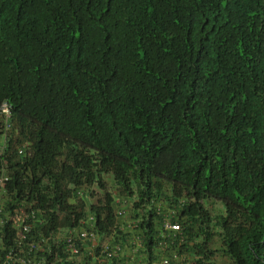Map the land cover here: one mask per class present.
Segmentation results:
<instances>
[{
    "label": "trees",
    "instance_id": "trees-1",
    "mask_svg": "<svg viewBox=\"0 0 264 264\" xmlns=\"http://www.w3.org/2000/svg\"><path fill=\"white\" fill-rule=\"evenodd\" d=\"M3 102L9 194L64 205L102 158L141 197L196 198L198 264H217L215 237L231 264H264V0H0Z\"/></svg>",
    "mask_w": 264,
    "mask_h": 264
},
{
    "label": "clouds",
    "instance_id": "clouds-1",
    "mask_svg": "<svg viewBox=\"0 0 264 264\" xmlns=\"http://www.w3.org/2000/svg\"><path fill=\"white\" fill-rule=\"evenodd\" d=\"M12 116L11 106L9 103L3 102L0 105L1 125L3 124L0 136V164L3 166L7 163L6 150L8 149L7 145L10 138L9 132L12 129ZM26 150L27 144L20 147L18 154L23 156ZM95 165L91 169L94 174L92 181L84 180L83 183L79 184L69 182L60 187L62 190L58 198L62 199L63 193H68L67 201L64 205L59 201L40 200L39 194H35L33 198H28L24 193L18 195L17 192H10L9 194L8 186L12 177L2 166L3 169L1 170L0 168V180L3 181V186H0L4 188L5 192V210L14 215V212L25 210L34 204V209L44 211V222L35 230L39 229L46 232L51 229L76 227V229L81 231L93 232L96 236L97 251L99 253L105 248L115 249L117 246L125 248L128 240H132L134 236H139L144 242L141 249L142 257L137 258L134 264H151V261H149L150 255L145 250L150 236L153 239L152 256L155 260L162 255L161 252L156 251L157 240H170L173 243V251L176 255L180 258L186 257L194 264H198V260L202 259L199 249L205 250L204 236L201 235L199 238V244L202 246L200 245V248H196L198 244L195 234L193 236L195 230L192 225L189 229L187 214H185V210L191 208L194 204V211L196 210L198 206L196 198L178 197L168 186L157 197H141L137 189L129 190L121 185L113 171L107 170L102 158ZM44 188H47V186L42 187V189ZM49 189L50 192L46 195V198L53 200L56 196L53 189L56 188L50 187ZM108 197H110L109 203L107 201ZM200 203L203 204L202 208L207 213L204 221L207 227L214 232L216 226L215 218L224 213V206L219 201L210 199L204 200V202L202 200ZM108 205L112 208V216H114V224L111 228L106 222L105 213L102 214L101 218L98 217L99 209ZM218 206L220 207L219 210H217ZM119 210L125 211V217L118 216L117 212ZM66 218H70L71 223L68 225L65 224ZM164 219H169L171 224L176 225L178 229L166 230L163 225ZM150 222L153 224L152 235L149 234L147 227ZM200 224H203V222ZM8 228L9 226H7L6 230ZM12 233L16 235L17 231L14 230ZM217 239L220 242V246L216 249L213 244ZM133 247V245H130L128 250ZM208 248L215 253V263H217V258L221 256L226 263L229 262L231 264V260L224 252V245L219 237H215L210 241ZM117 260V258H113L110 264H118ZM172 264H175V262L172 261Z\"/></svg>",
    "mask_w": 264,
    "mask_h": 264
},
{
    "label": "built area",
    "instance_id": "built-area-1",
    "mask_svg": "<svg viewBox=\"0 0 264 264\" xmlns=\"http://www.w3.org/2000/svg\"><path fill=\"white\" fill-rule=\"evenodd\" d=\"M0 185L3 186L1 180ZM1 186L0 264H110L113 258L118 259V264H134L137 258L142 257L141 249L144 242L139 236L128 240L125 248L122 246L115 249L105 248L99 253L93 232L81 231L76 227L51 229L46 232L35 230L44 222V211L34 209L33 204L12 215L5 210V192ZM117 214L125 217L123 210H119ZM163 225L166 230L178 229L169 219H164ZM14 230L17 231L16 235L12 233ZM130 245L134 247L128 250ZM155 246L156 251L162 255L152 264H172V261L175 264H194L186 257L180 258L176 255L170 240H157Z\"/></svg>",
    "mask_w": 264,
    "mask_h": 264
},
{
    "label": "rangeland",
    "instance_id": "rangeland-1",
    "mask_svg": "<svg viewBox=\"0 0 264 264\" xmlns=\"http://www.w3.org/2000/svg\"><path fill=\"white\" fill-rule=\"evenodd\" d=\"M219 209H220V207L218 206V209H217V210H219ZM218 213L220 214V212H218ZM218 213H217V214H218ZM219 243H220V242H219V240L217 239V240L214 242L213 247L216 248V249L219 248V246H220ZM217 264H229V262L226 263V262L224 261V259H222V257L220 256V257L217 258Z\"/></svg>",
    "mask_w": 264,
    "mask_h": 264
}]
</instances>
